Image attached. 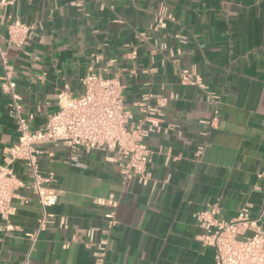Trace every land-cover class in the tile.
Masks as SVG:
<instances>
[{
  "label": "crops",
  "instance_id": "1",
  "mask_svg": "<svg viewBox=\"0 0 264 264\" xmlns=\"http://www.w3.org/2000/svg\"><path fill=\"white\" fill-rule=\"evenodd\" d=\"M162 8L169 17L154 27ZM15 18L32 36L22 47L1 46L20 115H32V129L56 111L57 93L82 94L92 56L99 57L97 73L118 78L127 108L135 110L145 94L169 99L161 132L147 139L153 155L146 185L123 183L99 152L65 167L64 149L45 145L39 169L56 173L59 194L42 208L15 163L26 186L15 192L7 221L0 216V264H22L27 234L43 217L31 264H96L95 248L86 246L89 229L94 243L108 240L101 264H215L194 214L216 206L219 219H231L249 204L254 217L263 199L264 0H13L0 8L3 39ZM182 70L205 89L183 84ZM17 139L11 101L0 88V164ZM110 194L118 223L106 236L105 209L93 200Z\"/></svg>",
  "mask_w": 264,
  "mask_h": 264
},
{
  "label": "built area",
  "instance_id": "2",
  "mask_svg": "<svg viewBox=\"0 0 264 264\" xmlns=\"http://www.w3.org/2000/svg\"><path fill=\"white\" fill-rule=\"evenodd\" d=\"M12 3L13 0H0V8ZM168 17L162 8L154 27H162L164 19ZM5 33L4 39L0 34V65L3 70L0 88L10 98L18 139L6 148L3 163L0 164V216L7 221L13 214L15 192L26 186L13 170L17 162L22 163L30 179L26 187L34 193L40 206L46 208L57 202L59 190L53 187L57 181L56 173L48 171L42 174L39 169V156L45 145L64 149L62 164L65 167L76 164L83 155L99 152L106 162L116 167L123 183L136 180L146 185L150 180L148 165L153 155L147 139L150 134L161 132L158 119L163 116L169 97L145 94L136 103L135 110L127 108L118 78H108L97 73L94 65L99 57L92 56L88 71L80 80L82 94L76 97L67 91L57 93L56 111L48 116L43 127L34 130L29 124L32 115L28 119L20 115L19 97L12 81L11 66L1 46L3 40L7 46L22 47L32 36L33 30L30 25L15 18L5 25ZM181 81L205 89L200 77L189 70H182ZM152 100L154 104H151ZM201 152L202 147L198 154ZM261 190L262 203L254 217L250 214L249 204L243 205L231 219H219L216 206H209L194 214L198 226L204 231L200 241L202 245L213 249L215 264H264V185ZM93 203L105 209L102 215L106 227L101 232L107 236L118 223L115 217L117 201L110 194L95 198ZM64 221L61 219L60 223ZM46 223V219L41 218L35 232L27 234L30 245L22 264H31L30 253L38 233ZM93 232V229L85 231L86 246L95 248V263L101 264L106 255L108 240L104 238L94 243Z\"/></svg>",
  "mask_w": 264,
  "mask_h": 264
}]
</instances>
